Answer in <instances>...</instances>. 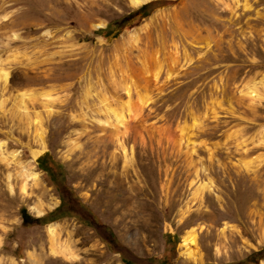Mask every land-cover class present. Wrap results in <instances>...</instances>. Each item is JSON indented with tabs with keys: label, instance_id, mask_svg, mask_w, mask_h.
Returning a JSON list of instances; mask_svg holds the SVG:
<instances>
[{
	"label": "rangeland",
	"instance_id": "rangeland-1",
	"mask_svg": "<svg viewBox=\"0 0 264 264\" xmlns=\"http://www.w3.org/2000/svg\"><path fill=\"white\" fill-rule=\"evenodd\" d=\"M148 2L0 0V264H254L264 248V0ZM61 201L77 213L54 236L20 226V207Z\"/></svg>",
	"mask_w": 264,
	"mask_h": 264
},
{
	"label": "trees",
	"instance_id": "trees-1",
	"mask_svg": "<svg viewBox=\"0 0 264 264\" xmlns=\"http://www.w3.org/2000/svg\"><path fill=\"white\" fill-rule=\"evenodd\" d=\"M164 2L161 1H150L146 4H144L141 8H144L146 6H154V5H163ZM48 155L47 152H44L43 154H41L40 156H38L37 161H38V167L42 170H45L48 174H50V176L52 177L53 180L56 179V169L53 168L51 165L46 166V162H45V158ZM56 167H58L60 164L58 162H54ZM54 177V178H53ZM77 210L72 207V206H68L66 205L63 201L60 202V204L52 211L48 212L47 214L43 215V216H32L26 209V207L22 206L19 209V213L21 216V224L20 226L25 227V226H29V225H33V224H44V223H48L51 221H54L60 217L63 216H71L72 213H77ZM107 231V242L111 243V242H116V237L115 234L106 229ZM261 254V255H260ZM262 254H264V248L256 251V252H252L249 257L248 260H251V262H253L254 264H257V262L262 258ZM259 255V256H258ZM123 262L125 264H131L130 260H126L124 258H122ZM222 264H236V263H222Z\"/></svg>",
	"mask_w": 264,
	"mask_h": 264
},
{
	"label": "bare ground",
	"instance_id": "bare-ground-1",
	"mask_svg": "<svg viewBox=\"0 0 264 264\" xmlns=\"http://www.w3.org/2000/svg\"><path fill=\"white\" fill-rule=\"evenodd\" d=\"M149 0H129L130 4H132L133 6H138L141 5V4H144L146 2H148ZM234 2L237 3L238 0H232ZM103 24V22H98V23H94L93 25L95 27H99ZM4 76V78L6 79L7 77V73L6 72H3L2 74ZM253 90V89H252ZM110 105L106 106V109L111 112V114L113 115V119L115 120V122L117 124H122L123 121H124V118H123V113L120 112L118 109L116 108H112V107H109ZM110 116V114H109ZM112 118V117H111ZM111 118H107L106 122L107 123H110L112 120ZM113 124V123H112ZM260 139L261 141H264V130L263 132H261V135H260ZM42 143V142H41ZM43 145V144H42ZM41 152V149H34L33 150V156H37L39 153ZM31 168H34V169H29V170H26V177H30L33 179V181L37 184H41V181L42 179L40 178L41 174H40V171H37L35 166L34 167H31ZM12 185V184H11ZM9 189L12 190V186L8 185ZM25 188V185L23 183L22 185V190H24ZM27 188V187H26ZM51 204V203H50ZM48 206H50L48 204ZM43 207V206H42ZM42 207L40 205H34V207L32 208V210L39 214L43 211ZM59 222H51L47 225V228H48V232H49V235L50 236H54L56 234V230L57 228L59 227ZM61 227H59L60 229ZM58 233V232H57ZM54 238V237H53ZM52 238V239H53ZM181 252H182V255L184 258L188 259V260H196L197 258V251L195 249V247L197 246V233H196V230L195 229H191L190 231H187L185 233V235L182 237L181 239ZM54 250V249H53ZM56 251V250H55Z\"/></svg>",
	"mask_w": 264,
	"mask_h": 264
}]
</instances>
